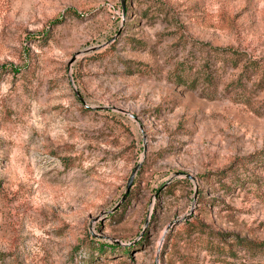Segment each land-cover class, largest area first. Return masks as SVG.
Instances as JSON below:
<instances>
[{"label": "rangeland", "instance_id": "1", "mask_svg": "<svg viewBox=\"0 0 264 264\" xmlns=\"http://www.w3.org/2000/svg\"><path fill=\"white\" fill-rule=\"evenodd\" d=\"M238 239L264 0H0V264H264Z\"/></svg>", "mask_w": 264, "mask_h": 264}, {"label": "trees", "instance_id": "2", "mask_svg": "<svg viewBox=\"0 0 264 264\" xmlns=\"http://www.w3.org/2000/svg\"><path fill=\"white\" fill-rule=\"evenodd\" d=\"M237 241H238V244L241 245V248L246 249L247 251H264V242L254 243V242L247 241L244 239H238ZM109 247L117 248L118 246L111 245ZM126 250H127V247L122 248L123 252H125Z\"/></svg>", "mask_w": 264, "mask_h": 264}, {"label": "water", "instance_id": "3", "mask_svg": "<svg viewBox=\"0 0 264 264\" xmlns=\"http://www.w3.org/2000/svg\"><path fill=\"white\" fill-rule=\"evenodd\" d=\"M123 1L124 0H120V4H121V7H122V11H123ZM177 172H175V174H176ZM186 177H188V178H192L189 174H184ZM131 176H132V174L129 176V178H128V180H127V182H126V189L129 187V185H130V182H131Z\"/></svg>", "mask_w": 264, "mask_h": 264}]
</instances>
